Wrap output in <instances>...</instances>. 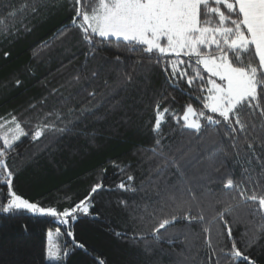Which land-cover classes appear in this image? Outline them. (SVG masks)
<instances>
[{
	"label": "snow or ice",
	"instance_id": "obj_1",
	"mask_svg": "<svg viewBox=\"0 0 264 264\" xmlns=\"http://www.w3.org/2000/svg\"><path fill=\"white\" fill-rule=\"evenodd\" d=\"M65 2L74 15L70 17L71 24L61 28L53 40L63 43L71 39L70 30L79 32L78 43L86 48L84 61L68 84L78 86V92L86 95L88 103L79 108L69 107L66 112L53 109L37 114L35 123L32 118L21 120L12 114L10 118L0 117V193L2 186H6V194L0 198V213L11 216L27 212L54 218L59 226L49 229L48 237H52L53 231L60 236L63 227V235L71 238V246L54 245L50 240L43 264H65L73 248L87 251L75 239L73 227L80 217H92L97 196L106 191L148 195L151 186V195L155 197L152 210L149 211L148 204L143 205L145 215L139 217L144 221L147 216L150 227L131 235L115 232L117 237L135 243L151 236L159 242L162 234H173L168 230L174 224H185V229L175 231L183 232L188 239L191 226L196 224L201 226L204 246L210 252L208 264H257V259L246 252L258 246L264 237V0H31L30 4L24 0L19 7L11 0H0V36L18 32L16 24L38 15L41 8L48 10ZM24 30L30 31L26 26ZM50 44L51 41L45 42L33 55H39ZM113 44L120 55L98 57V49ZM125 53L137 57L132 67L127 71L117 69L114 84L105 76L103 85L107 91L97 92L94 82L101 80L102 73L114 70L105 64L124 65ZM97 58L102 63L89 69V60ZM153 65L161 68L169 87L184 92L181 85H186L188 91L184 94L201 107L187 103L182 115H178L164 106L175 97L160 92L154 98V122L150 129L154 144L144 151L151 153L148 159H154L156 166L149 169L139 188L134 186L132 174L125 175L127 166L113 161L122 179L113 187L102 180L93 184L88 195L71 207L45 206L14 189L20 170L10 168L7 159L22 138L37 145L34 156L48 151L57 139L73 133L77 124L111 97L132 86L140 70L147 71ZM15 83L20 86L22 82L17 79ZM57 93L59 89L53 88L49 94ZM71 99L72 94L58 96L62 107ZM46 100L44 97L40 103ZM35 107L29 105L30 109ZM121 107L120 100L111 103L112 111ZM168 116L177 129L166 135L163 125ZM176 130L195 140L205 139L208 134L214 146L197 161L198 167L192 174L190 150L174 149L171 141L165 142ZM77 134L95 136L94 132L83 130ZM45 139L47 142L42 143ZM237 167L239 176L234 178ZM216 184L220 185L218 192L214 189ZM55 199L59 203L71 201L72 197L57 193ZM116 206L122 210L129 208L122 199L116 201ZM240 225L244 231L234 235ZM213 227L221 240L227 237L230 241V248H220L219 254L212 242ZM93 260L95 264H107L99 256H93Z\"/></svg>",
	"mask_w": 264,
	"mask_h": 264
},
{
	"label": "trees",
	"instance_id": "obj_2",
	"mask_svg": "<svg viewBox=\"0 0 264 264\" xmlns=\"http://www.w3.org/2000/svg\"><path fill=\"white\" fill-rule=\"evenodd\" d=\"M11 2L19 7L24 0ZM72 15L74 13L67 2L48 10L41 8L38 15L28 16L23 24H16L18 32L7 37L0 36V117L10 118L12 114L21 120L32 118V123H35L37 114L43 115L53 109L66 112L69 107L79 108L88 103L86 95L78 92V86L68 84L84 61L83 52L86 48L78 43L79 32L76 29L70 30L68 35L71 39H65L63 43L53 40V36L61 28L71 24ZM25 26L30 31H25ZM49 41L51 44L48 48L37 56L33 55ZM97 54L98 57L114 58L121 53L116 51L113 44L110 48L98 49ZM122 58L125 60L124 65L105 64L106 68L114 70L102 73L101 80L94 82L97 92L107 91L103 85L105 76L110 84H114L117 81L116 70H129L137 57L125 53ZM100 63L102 61L99 58L89 60V69ZM17 79L22 82L20 86L15 83ZM181 87L184 92L169 87L161 68L153 65L147 71L140 70L132 86L111 97L108 103L77 124L73 133L57 139L48 151L34 156L37 145L28 138H22L17 143L15 152L7 159L10 168L20 170L14 179V189L25 198L45 206L55 205L60 209L71 207L88 195L93 184L102 180L105 185L113 187L122 179L118 170L113 167V161L121 167L127 166L125 175L132 174L135 177L134 186L139 188L141 181H146L149 169L156 166L154 159H148L151 153L144 151L154 144L150 130L154 122V98L160 92L175 97L174 101L164 106L178 115H182L187 103H193L196 108L201 107L195 100H190L189 95L184 94L188 91L186 85L182 84ZM53 88L59 89V93L50 95ZM60 94H72V99L63 107L58 101ZM44 97L47 100L41 104ZM116 100H120L123 107L112 111L111 103ZM30 104H35L36 107L30 109ZM25 128L27 130L28 125ZM173 129H177V125L168 116L163 132L167 135ZM80 130L94 132L95 136L86 138L77 134ZM207 135L205 139L195 140L176 130L165 141H171L174 149L190 150L193 159L189 174L196 171L197 161L206 151L214 147ZM211 135L214 137L215 134ZM46 142L47 139L42 141ZM228 164L231 167L232 161L229 160ZM239 172L237 167L234 178L239 176ZM2 187L0 198L6 194V186ZM219 188V184L214 186L217 192ZM199 191L201 190H198V194ZM57 193L71 195L72 199L57 203ZM148 193L138 192L134 195L106 191L97 196L92 217H80L73 227L75 239L83 243L87 251L73 248L65 264H95L93 256L105 259L107 264H208L210 252L204 246V234L200 225L191 226L188 239L183 232L175 231L185 229V224H174L168 230L173 234H162L163 238L159 242L148 236L133 243L115 235V232H127L131 235L133 232L144 231L146 226L150 227L147 216L144 221L139 219L141 215H145L143 205L148 204L149 211L152 210L151 204L155 197L151 195V186H148ZM120 199L128 202L127 210L116 206V201ZM137 205L141 207L137 208ZM97 216L98 218H93ZM56 225L58 224L52 217L33 216L27 212L11 216L0 213V264H43L46 234ZM61 230V243L71 246V238L63 235V227ZM216 231L213 227L212 242L219 254L220 248H230V241L227 237L221 240ZM243 231L244 226L240 225L234 235ZM238 246L243 248L242 245ZM178 253L183 255H177ZM246 254L256 258L257 264H264V237L258 246L248 249Z\"/></svg>",
	"mask_w": 264,
	"mask_h": 264
},
{
	"label": "rangeland",
	"instance_id": "obj_3",
	"mask_svg": "<svg viewBox=\"0 0 264 264\" xmlns=\"http://www.w3.org/2000/svg\"><path fill=\"white\" fill-rule=\"evenodd\" d=\"M57 226H59V225H56L54 228H51V229L54 230ZM47 233H48V231H47ZM61 233H62V230H61ZM60 238H61V236H57V234L55 233V231H53V235H52L51 238H49L48 235L46 234V246L48 245V243L50 242V240H51V243L54 244V245L55 244L63 245L61 243V241H60Z\"/></svg>",
	"mask_w": 264,
	"mask_h": 264
}]
</instances>
